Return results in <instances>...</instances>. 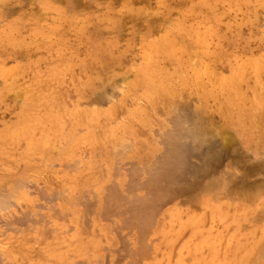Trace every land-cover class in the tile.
Here are the masks:
<instances>
[{
  "label": "rangeland",
  "instance_id": "obj_1",
  "mask_svg": "<svg viewBox=\"0 0 264 264\" xmlns=\"http://www.w3.org/2000/svg\"><path fill=\"white\" fill-rule=\"evenodd\" d=\"M0 13V264H264V0Z\"/></svg>",
  "mask_w": 264,
  "mask_h": 264
},
{
  "label": "bare ground",
  "instance_id": "obj_2",
  "mask_svg": "<svg viewBox=\"0 0 264 264\" xmlns=\"http://www.w3.org/2000/svg\"><path fill=\"white\" fill-rule=\"evenodd\" d=\"M137 1H138V0H137ZM191 1H192V0H190V2H191ZM175 2H176V1H175ZM179 2H180V1H179ZM34 3H35V2H34ZM184 3H186V2H184ZM142 4H143V3H142ZM156 4H157V3H156ZM176 4H177V3H176ZM197 4H198V3H197ZM218 4H219V3H218ZM231 4H232V3H231ZM239 4H240V3H239ZM245 4H246V3H245ZM35 5H36V4H35ZM190 5H191V4H190ZM233 5H234V4H233ZM31 6H32V5H31ZM175 6H176V5H175ZM262 6H263V5H262ZM163 7H164V6H163ZM185 7H186V6H185ZM188 7H189V5H188ZM194 7H195V6H194ZM218 7H219V6H218ZM259 7H260V6H259ZM221 8H222V7H221ZM186 9H187V8H186ZM198 9H199V8H198ZM202 9H203V8H202ZM255 9H256V8H255ZM255 9H254V10H255ZM152 10H153V9H152ZM262 10H263V9H262ZM262 10H261V11H262ZM186 11H187V10H186ZM220 11H221V10H220ZM33 12H34V11H33ZM40 12H41V11H40ZM137 13H138V12H137ZM146 13H147V12H146ZM154 13H156V12H154ZM205 13H206V12H205ZM222 13H223V12H222ZM0 14H1V13H0ZM45 14H47V13H45ZM48 14H49V13H48ZM52 14H53V13H52ZM139 14H141V13H139ZM148 14H149V12H148ZM148 14H146L145 16H147ZM156 14H157V13H156ZM160 14H161V13H160ZM87 15H88V14H87ZM178 15H179V14H178ZM190 15H191V14H190ZM13 16H14V15H13ZM30 16H31V15H30ZM37 16H38V14H37ZM37 16H35V18H36ZM62 17H63V16H62ZM137 17H138V16H137ZM142 17H143V16H142ZM149 17H150V15L147 16V17H145V18H149ZM188 17H189V16H188ZM213 17H214V16H213ZM35 18H34V19H35ZM179 18H180V17H179ZM214 18H215V17H214ZM262 18H263V17H262ZM25 19H26V18H25ZM75 19H76V18H75ZM160 19H162V18H160ZM184 19H185V18H184ZM142 20H143V19H141V21H142ZM220 20H221V19H220ZM7 21H8V20H7ZM28 21H30V17H29V20H28ZM148 21H149V20H147L146 22H148ZM224 21H225V20H224ZM31 22H32V21H31ZM69 22H70V21H69ZM142 22H143V21H142ZM37 23H38V22H37ZM53 23H54V22H53ZM144 23H145V22H144ZM157 23H158V22H157ZM186 23H187V22H186ZM206 23H207V22H206ZM223 23H224V22H223ZM28 24H30V23H28ZM153 24H154V23H153ZM2 25H3V24H2ZM144 25H146V24H144ZM177 25H178V24H177ZM41 26H42V25H41ZM118 26H119V25H118ZM134 26H136V25H134ZM136 27H137V26H136ZM29 28H31V26H30ZM139 28H140V27H138V29H139ZM145 28H146V26H145ZM145 28H144V30H145ZM191 28H192V27H191ZM213 28H214V27H213ZM136 29H137V28H136ZM136 29H135V30H136ZM159 29H160V28H159ZM110 30H111V29H110ZM146 30H147V29H146ZM155 30H156V29H155ZM24 31H25V30H24ZM139 31H140V30H139ZM143 32H144V31H143ZM20 33H21V32H20ZM35 33H36V32H35ZM39 33H40V32H39ZM153 33H154V32H153ZM178 33H179V32H178ZM130 34H131V33H130ZM186 34H187V33H186ZM0 35H1V34H0ZM131 35H132V34H131ZM139 35H140V34H139ZM133 36H134V35H133ZM6 37H7V36H6ZM17 37H18V36H17ZM130 37H131V36H130ZM134 37H135V36H134ZM138 37H139V36H138ZM4 38H5V37H4ZM13 38H14V36H13ZM0 39H1V38H0ZM9 39H10V38H9ZM180 39H181V38H180ZM4 40H6V39H4ZM15 40H16V39H15ZM139 40L141 41V39H139ZM119 41H120V40H119ZM124 41H125V40H124ZM140 41H139V42H140ZM142 41H143V39H142ZM144 41H145V40H144ZM148 41H149V40H148ZM15 42H16V41H15ZM47 42H48V41H47ZM64 42H65V41H64ZM137 42H138V41H137ZM139 42H138V44H139ZM144 43L146 44V42H144ZM153 43H154V40H153ZM6 44H7V42H6ZM110 44H111V43H110ZM141 44H142V43H141ZM149 44H150V43H149ZM158 44H159V43H158ZM177 44H178V43H177ZM40 45H41V44H40ZM147 45H148V44H147ZM150 45H152V44H150ZM150 45H148V46L150 47ZM184 45H185V44H184ZM21 46H22V45H21ZM138 46H139V45H137V47H138ZM211 46H212V45H211ZM10 47H11V46H10ZM27 47H28V46H27ZM144 47H145V46H144ZM146 47H147V46H146ZM173 47H175V46H173ZM196 47H198V45H197ZM202 47H203V46H202ZM25 48H26V47H25ZM47 48H48V47H47ZM130 48H131V47H130ZM135 48H136V47H135ZM141 48H142V46H141ZM150 48H152V47H150ZM162 48H163V47H162ZM165 48H166V47H165ZM180 48H181V47H180ZM207 48H208V47H207ZM21 49H22V48H21ZM28 49H29V47H28ZM28 49H27V50H28ZM32 49H33V48H32ZM119 49H122V47L119 48ZM145 49H146V48H145ZM147 49H148V48H147ZM8 50H9V49H8ZM22 50H23V49H22ZM33 50H34V49H33ZM47 50H48V49H47ZM47 50H46V51H47ZM138 50H141V49H138ZM150 50H152V49H150ZM155 50H156V49H155ZM155 50H154V51H155ZM170 50H171V49H170ZM203 50H204V49H203ZM11 51H12V50H11ZM125 51H126V49H125ZM147 51H148V50H147ZM197 51H198V50H197ZM24 52H25V51H24ZM30 52H31V51H30ZM68 52H69V51H68ZM71 52H72V51H71ZM122 52H123V51H122ZM140 52H141V51H140ZM183 52H184V51H183ZM183 52H182V53H183ZM28 53H29V52H28ZM159 53H160V52H159ZM172 53H173V52H172ZM208 53H209V52H208ZM164 54H166V53H164ZM183 54H184V53H183ZM202 54H203V53H202ZM211 54H212V53H211ZM133 55H135V54H133ZM148 55H149V54H148ZM131 56H132V55H131ZM185 56H186V54H185ZM213 56H214V55H213ZM189 57H190V56H189ZM143 58H144V57H141V60H142ZM186 58H187V57H186ZM186 58H185V59H186ZM193 58H194V57H193ZM255 58H256V57H255ZM131 60H132V59H131ZM144 60H145V59H144ZM187 60H189V59L187 58ZM192 60H193V59H192ZM248 60H249V59H248ZM253 60H254V59H253ZM20 61H21V60H20ZM138 61H139V60H138ZM180 61H183V60L181 59ZM180 61H179V62H180ZM244 61H245V60H244ZM148 62H149V61H148ZM183 62H184V61H183ZM189 62H190V61H189ZM194 62H195V61H194ZM186 63H187V62H186ZM190 63H191V62H190ZM255 63L257 64V60H256ZM255 63H254V64H255ZM259 63H260V62H259ZM131 64H132V63H131ZM145 64H148V63H145ZM183 64H185V63H183ZM203 64H204V63H203ZM207 64L209 65V63H207ZM240 64H243V63L241 62ZM240 64H239V66H240ZM250 64H251V63H249V66H251ZM186 65H187V64H186ZM244 65H246V63H245ZM132 66H133V65H132ZM142 66H143V65H142ZM155 66H156V65H155ZM190 66H192V65H190ZM193 66H194V64H193ZM210 66H211V65H210ZM249 66H248V67H249ZM253 66L256 67V65H253ZM30 67H31V66H30ZM150 67H151V66H150ZM240 67H241V66H240ZM240 67H239V68H240ZM257 67H258V66H257ZM5 68H6V67H5ZM77 68H78V67H77ZM142 68H143V67H142ZM146 68H148V67H146ZM194 68H195V67H194ZM258 68H259V67H258ZM260 68H261V67H260ZM7 69H9V68H7ZM20 69H21V68H20ZM209 69H210V68H209ZM18 70H19V69H18ZM139 70H140V69H139ZM145 70H146V69H145ZM238 70H239V69H238ZM244 70H245V69H244ZM151 71H152V70H151ZM160 71H161V69H160ZM205 71H206V70H205ZM239 71H240V70H239ZM253 71H254V70H253ZM16 72H17V71H16ZM20 72H21V71H20ZM20 72H19V73H20ZM96 72H97V71H96ZM146 72H147V71H146ZM211 72H212V71H211ZM211 72H210V73H211ZM236 72H237V71H236ZM53 73H54V72H53ZM112 73H113V72H112ZM182 73H183V72H182ZM205 73H206V72H205ZM240 73H242V71H241ZM254 73H255V72H254ZM11 74H12V73H11ZM11 74H10V75H11ZM97 74H98V73H97ZM147 74H148V72H147ZM152 74H154V73H152ZM242 74H244V72H243ZM256 74H257V73H256ZM12 75H13V74H12ZM149 75H150V74H149ZM181 75H182V74H181ZM210 75H211V74H210ZM231 75H232V74H231ZM257 75H258V74H257ZM260 75H261V74H260ZM106 76H108V75L106 74ZM116 76H117V75H116ZM129 77H130V76H129ZM256 77H258V76H256ZM106 78H107V77H106ZM109 78H110V77H109ZM127 78H128V76L126 77V81L123 80V81H125V83L127 82ZM171 78H172V77H171ZM185 78H186V77H185ZM185 78H184V79H185ZM124 79H125V77H124ZM132 79H134V78H132ZM195 79H196V78H195ZM109 80H111V79H109ZM197 80L199 81V78H198ZM8 81H9V80H8ZM106 81H107V80H106ZM128 81H129V80H128ZM132 81H133V80H132ZM172 81H173V80H172ZM181 81H182V80H181ZM202 81H203V80H202ZM227 81H229V79H227ZM79 82H80V81H79ZM110 82H111V83L113 84V86H114V82H112V81H110ZM173 82H174V81H173ZM182 82H183V81H182ZM182 82H181V83H182ZM185 82H187V80H186ZM185 82H184V83H185ZM195 82H196V81H195ZM259 82H260V80H259ZM263 82H264V81H263ZM122 83H123V82H122ZM128 83H131V82L129 81ZM141 83H142V82H141ZM198 83H199V82H198ZM225 83H227V82H225ZM248 83H249V82H248ZM261 83H262V82H261ZM108 84H109V83H108ZM117 84H118V83H117ZM182 84H183V83H182ZM182 84H180V85H182ZM196 84H197V83H196ZM246 84H247V82H246ZM11 85H12V84H11ZM129 85H131V84H129ZM137 85H138V84H137ZM165 85H166V84H165ZM178 85H179V84H178ZM197 85H198V84H197ZM197 85H196V86H197ZM200 85H201V84H200ZM247 85H248V84H247ZM3 86H4V85H3ZM113 86H112V87H113ZM123 86H124V85H123ZM126 86H127V84H126ZM196 86H195V87H196ZM198 86H199V85H198ZM230 86H231V85H230ZM236 86H237L238 88H241V87H239V85H236ZM241 86H242V85H241ZM16 87H17V86H16ZM114 87H115V86H114ZM149 87H151V86H149ZM184 87H185V85H184ZM248 87L250 88V86H248ZM251 87H252V86H251ZM262 87H263V85H262ZM18 88H19V87H18ZM20 88H21V87H20ZM122 88H123V87H122ZM136 88H137V87H136ZM232 88H233V90H235L234 88H236V87H232ZM232 88H231V89H232ZM252 88H253V87H252ZM10 89H11V88H10ZM10 89H9V90H10ZM96 89H97V88H96ZM128 89H130V88L128 87ZM128 89H127V90H128ZM132 89H133V87H132ZM137 89H138V88H137ZM200 89H202V88H200ZM246 89H247V88H246ZM246 89H245V90H246ZM11 90H12V89H11ZM11 90H10V91H11ZM125 90H126V89H125ZM125 90L122 89V90H120V91H124V93H125ZM141 90H142V89H141ZM151 90H153V88H152ZM168 90H169V89H168ZM172 90H173V89H171V91H172ZM175 90H176V89H175ZM175 90H174V91H175ZM202 90H203V89H202ZM204 90H205V89H204ZM251 90H252V89H251ZM253 90H254V89H253ZM261 90H262V89H261ZM16 91H17V90H16ZM21 91H22V90H21ZM149 91H150V90H149ZM263 91H264V90H262V92H263ZM7 92H9V91H7ZM11 92H13V91H11ZM22 92H23V91H22ZM128 92H129V90H128ZM132 92H133V91H132ZM132 92H131V94H132ZM142 92H144V90H142ZM180 92H181V90H180ZM200 92H201V91H200ZM222 92H223V91H222ZM225 92H226V90H225ZM228 92H229V91H228ZM228 92H226V93H228ZM254 92H255V91H254ZM18 93H19V92H18ZM20 93H21V92H20ZM28 93H29V92H28ZM124 93H123V94H124ZM134 93H135V92H134ZM134 93H133V94H134ZM136 93H137V92H136ZM147 93H149V92H147ZM172 93L174 94L173 91H172ZM181 93H182V92H181ZM187 93H188V92H187ZM198 93H199V92H198ZM209 93H210V92H209ZM230 93H231V92H230ZM238 93H239V89H238V91H237V94H238ZM241 93H242V92H241ZM255 93H256V92H255ZM22 94H23V93H22ZM127 94H128V93H127ZM144 94L146 95V93H144ZM149 94H151V93H149ZM149 94H148V95H149ZM158 94H159V93H158ZM202 94H203V93H202ZM202 94L200 93V96H202ZM237 94H236V95H237ZM242 94H243V93H242ZM256 94H257V93H256ZM262 94H263V93H261V95H262ZM14 95H15V94H14ZM18 95H19V94H18ZM77 95H78V94H77ZM128 95H129V94H128ZM162 95H163V94H162ZM179 95H180V93H179ZM198 95H199V94H198ZM221 95H222V94H221ZM228 95H230V94H228ZM238 95H239V94H238ZM243 95H244V94H243ZM258 95H260V94L258 93ZM20 96H21V95H20ZM20 96H18V100H19ZM151 96H152V95H151ZM151 96H150V97H151ZM186 96H187V95H186ZM214 96H215V95H214ZM148 97H149V96H148ZM152 97H153V96H152ZM164 97H165V96H164ZM206 97H207V96H206ZM212 97H213V96H212ZM254 97H256V96H254ZM259 97H260V96H259ZM83 98H84V97H83ZM131 98H132V97H131ZM145 98H146V97H145ZM159 98H160V97H158V99H159ZM186 98H187V97H186ZM188 98H189V97H188ZM213 98H214V97H213ZM213 98H212V100H213ZM133 99H134V97H133ZM147 99H148V98H147ZM164 99H165V98H164ZM172 99H173V98H172ZM181 99H182V98H181ZM206 99H207V98H206ZM214 99H216V98H214ZM249 99H250V98H249ZM20 100H21V99H20ZM129 100H130V99H129ZM151 100H153V99L151 98ZM177 100H178V99H177ZM185 100L187 101V99H185ZM188 100H189V99H188ZM78 101H79V100H78ZM132 101H133V100H132ZM132 101H131V102H132ZM162 101H164V100H162ZM170 101H171V100H170ZM172 101H173V100H172ZM22 102H23V101H22ZM129 102H130V101H129ZM159 102H161V100H160ZM167 102H168V100H167ZM232 102H233V101H232ZM126 103H128V102H126ZM140 103H141V102H140ZM162 103H163V102H162ZM170 103H172V102H169L168 104H170ZM175 103H176V101H175ZM207 103H208V102H207ZM108 104H109V103H108ZM112 104H113V103H112ZM130 104H131V103H130ZM168 104H166V105H168ZM114 105H115V104H114ZM122 105H123V104H122ZM152 105H153V104H152ZM172 105H173V104H172ZM175 105L177 106V103H176ZM192 105H193V104H192ZM198 105H199V104H198ZM201 105H202V104H201ZM258 105H259V104H258ZM263 105H264V104H263ZM31 106H32V105H31ZM88 106H89V105H88ZM111 106H112V105H111ZM130 106H131V105H130ZM163 106H164V105H163ZM196 106H197V105H196ZM259 106H260V105H259ZM112 107H113V106H112ZM118 107H119V106H118ZM122 107H123V106H122ZM198 107H199V106H198ZM201 107H202V106H201ZM201 107H200V108H201ZM204 107H205V106H204ZM260 107H261V106H260ZM96 108H97V107H96ZM114 108H115V107H114ZM127 108H129V107H127ZM171 108H172V110H170V111H173V108H174V107H171ZM171 108H170V109H171ZM175 108H176V107H175ZM258 108H259V107H258ZM94 109H95V108H94ZM107 109H108V108H107ZM153 109H154V107H153ZM166 109H167V108H166ZM202 109H204V108L202 107ZM202 109H201V110H202ZM259 109H260V108H259ZM125 110H126V109H125ZM155 110H156V109H155ZM175 110H177V109H175ZM21 111H22V110H21ZM93 111H94V110H93ZM93 111H91V112H93ZM105 111H106V110H105ZM107 111H108V110H107ZM107 111H106V112H107ZM140 111H141V109L139 110V112H140ZM153 111H154V110H153ZM163 111H165V110H163ZM179 111H180V110H179ZM73 112H74V111H73ZM88 112H89V111H88ZM108 112H109V113H112L111 110H109ZM130 112H131V111H130ZM206 112H207V111H206ZM206 112H205V113H206ZM22 113H24V112L22 111ZM76 113H77V112H76ZM76 113H75V114H76ZM95 113H96V112H95ZM167 113H170V112H167ZM171 113H172V112H171ZM171 113H170V114H171ZM175 113H177V112H175ZM175 113H174V111H173V114H175ZM262 113H263V112H262ZM75 114H74V115H75ZM143 114H145V112H144ZM170 114H169V115H170ZM200 114H201V113H200ZM22 115H23V114H22ZM25 115H27V114H25ZM85 115H86V114H85ZM85 115H84V116H85ZM100 115H101V114H100ZM100 115H99V116H100ZM104 115H105V114H104ZM126 115H127V114H126ZM175 115H176V114H175ZM177 115H178V114H177ZM205 115H206V114H205ZM27 116H28V115H27ZM79 116H80V115H78L77 117L75 116V117L78 118ZM86 116H87V115H86ZM94 116H95V115H94ZM96 116H98L97 113H96ZM106 116H107V114H106ZM110 116H111L112 118H114L112 115H109V119H110ZM145 116H147V115H145ZM71 117L73 118V115H71ZM75 117H74V118H75ZM91 117H92V116H91ZM135 117H136V116H135ZM141 117H142V115H141ZM141 117H140V118H141ZM76 118H75V119H76ZM105 118H106V117H105ZM137 118H138V117H137ZM148 118H149V117H148ZM196 118H198V117L196 116ZM78 119H79V118H78ZM82 119H83L84 122H85V119H86V118H82ZM88 119H89V118H88ZM92 119H93V118H91V120H92ZM144 119H145V118H144ZM176 119L178 120V118H176ZM194 119H195V118H194ZM72 120H73V119H72ZM86 120H87V119H86ZM94 120H95V118H94L92 121L95 122ZM150 120H151V118H150ZM150 120H149V121H150ZM190 120H191V119H190ZM43 121H44V120H43ZM87 121H88V120H87ZM112 121H113V119H112ZM119 121H120V120H119ZM138 121H140V120H138ZM142 121H143V119H142ZM142 121H141V122H142ZM146 121H147V123L149 122L148 120H146ZM171 121H172V120H171ZM173 121H174V120H173ZM197 121H199V120H197ZM79 122H80V121H79ZM90 122H91V121H90ZM155 122H156V121H155ZM165 122H166V121H165ZM184 122H185V121H184ZM194 122H195V121H194ZM194 122H193V123H194ZM33 123H34V122H33ZM72 123H73V122H72ZM72 123H71V124H72ZM75 123H76V122H75ZM75 123H74V125H75ZM77 123H78V122H77ZM110 123H111V122H110ZM156 123H157V122H156ZM159 123H160V122H159ZM175 123H176V122H175ZM180 123L182 124V122H180ZM185 123H186V122H185ZM185 123H183V124H185ZM232 123H233V122H232ZM251 123H252V122H251ZM83 124H84V123H83ZM116 124H117V123H116ZM173 124H174V123H173ZM183 124H182V125H183ZM191 124H192V123H191ZM200 124H202V123H200ZM200 124H199V125H200ZM233 124H234V123H233ZM233 124H232V125H233ZM78 125H80V124H78ZM88 125H89V124H88ZM93 125H95V124H93ZM96 125H97V124H96ZM114 125H115V124H114ZM157 125H159V124L157 123ZM162 125H163V124H162ZM177 125H178V124H177ZM86 126H87V125H86ZM146 126H147V125H146ZM155 126H156V125H155ZM170 126H171V125H170ZM185 126H186V125H185ZM185 126H184V127H185ZM205 126H206V125H205ZM115 127H117V126L115 125ZM207 127H209V126H207ZM207 127H205V128H207ZM211 127H212V126H211ZM162 128H163V127H162ZM168 128H169V127H168ZM168 128H167V130H168ZM176 128H177V127H176ZM180 128H181V127H180ZM182 128H183V127H182ZM187 128H189V127H187ZM212 128H213V127H212ZM214 128H215V127H214ZM216 128H218V127H216ZM86 129H87V128H86ZM165 129H166V128H165ZM194 129L196 130V129H198V127H197V128L194 127ZM194 129H192L193 132H194ZM21 130H23V129H21ZM171 130H172V129H171ZM183 130H184V129H183ZM183 130H182V131H183ZM185 130H186V129H185ZM63 131H64V130H63ZM161 131H162V130H161ZM163 131H165V130H163ZM213 131H215V130H213ZM217 131H218V130H217ZM197 132H198V131H197ZM197 132H196V133H197ZM5 133H6V132H5ZM8 133H9V132H8ZM119 133H120V132H119ZM119 133H118V134H119ZM169 133H170V132H169ZM171 133H174V132H171ZM171 133H170V134H171ZM191 133H192V132H191ZM194 133H195V132H194ZM201 133H202V132H201ZM204 133H205V131H204ZM88 134H89V133H88ZM161 134H162V133H160V135H161ZM2 135H4V134H2ZM158 135H159V134H158ZM160 135H159V136H160ZM171 135H172V134H171ZM209 135H210V134H209ZM89 136H90V135H89ZM115 136H116V135H115ZM156 136H157V135H156ZM168 136H169V135H168ZM204 136H205V134H204ZM128 137H129V136H128ZM160 137H161V136H160ZM162 137H163V136H162ZM169 137H170V136H169ZM185 137H186V136H185ZM198 137H199V136H198ZM198 137H197V138H198ZM201 137H202V136H201ZM201 137H200V138H201ZM206 137H207V135H206ZM216 137H218V136H216ZM226 137H227V136H226ZM231 137H232V136H231ZM116 138H117V137H116ZM118 138H119V137H118ZM118 138H117V139H118ZM155 138H156V137H155ZM174 138H175V136H174ZM174 138H173L172 140H174ZM194 138H195V137H194ZM78 139H80V138H78ZM160 139H161V138H160ZM165 139H169V138L166 137ZM165 139H164V140H165ZM187 139H188V138H186V140H187ZM195 139H196V138H195ZM195 139H194V140H195ZM63 140H64V139H63ZM183 140H184V139H183ZM191 140H192V139H191ZM250 140H251V139H250ZM48 141H49V140H48ZM68 141H69V140H68ZM77 142H78V140H77ZM77 142H76V143H77ZM132 142H133V141H132ZM176 142H177V141H176ZM185 142H186V141H185ZM156 143H158V142H156ZM159 143H160V142H159ZM75 145H76V144H75ZM77 145H79V144H77ZM159 145H163V144L160 143ZM159 145H157V146H159ZM169 145H170V144H169ZM130 147H131V146H129V148H130ZM262 147H264V146H262ZM153 148H154V147H153ZM253 148H254V147H253ZM175 149H176V148H175ZM247 149H248V148H247ZM260 149H261V148H260ZM28 150H29V149H28ZM171 151H172V150H171ZM172 152H174V151H172ZM175 152H176V151H175ZM166 153H167V152H166ZM179 153H181V151H180ZM256 153H257V152H256ZM262 153H263V152H262ZM167 154H168V153H167ZM175 154H176V153H175ZM245 154H246V153H245ZM257 154H258V153H257ZM130 155H131V154H130ZM168 155H169V154H168ZM180 155H181V154H180ZM243 155H244V154H243ZM171 156H172V154H171ZM183 156H184V155H183ZM253 157H254V156H253ZM118 158H119V157H118ZM118 158H117V159H118ZM170 158H171V157H170ZM175 158H176V157H175ZM119 159H120V158H119ZM177 159H178V158H176V160H177ZM261 159H262V158H261ZM163 160H164V159H163ZM170 160H171V159H170ZM176 160H175V161H176ZM117 161H119V160H116V162H117ZM152 161H153V160H152ZM167 161H168V160H167ZM249 161H250V160H249ZM159 162H160V161H159ZM164 162H165V161H164ZM153 163H154V162H153ZM160 163H161V162H160ZM162 163H163V162H162ZM247 163H250V162L247 161ZM260 163H261V162H260ZM158 164H159V163H158ZM262 164H264V161H263ZM72 165H73V164H72ZM140 165H141V164H140ZM125 166H126V165H125ZM148 166H149V165H148ZM117 167H118V166H117ZM141 167H142V166H141ZM145 167H146V166H145ZM172 167H173V166H172ZM175 167H176V165H175ZM178 167H179V166H178ZM72 168H73V167H72ZM118 168H119V167H118ZM118 168H117V169H118ZM132 168H133V167H132ZM170 168H171V167H170ZM182 168H183V167H182ZM259 168H260V166H259ZM175 169H176V168H175ZM262 169H263V168H262ZM168 170H170V169H168ZM263 170H264V169H263ZM74 171H75V169H74ZM155 171H156V170H155ZM257 171H258V170H257ZM259 171H260V170H259ZM261 172L264 173L262 170H261ZM107 173H108V171H107ZM117 173H118V172H117ZM177 173H178L177 171H176L175 173L172 172V174H170V173L167 174V173H166V174L164 175L163 178L166 179V180H167V179H168V180H169V179L172 180V179H174V177L177 175ZM133 174H134V173H133ZM142 174H143V173H142ZM153 174H154V173H153ZM116 175H117V174H116ZM143 175H144V174H143ZM145 175H146V174H145ZM155 175H156V174H155ZM152 176H153V175H152ZM109 177H110V176H109ZM116 177H117V176H116ZM142 177H143V176H142ZM150 177H151V176H150ZM141 179H144V177L141 178ZM152 179H153V177H152ZM229 181H230V180H229ZM242 181L244 182V179H243ZM92 182H93V181H92ZM230 182H232V181H230ZM25 183H26V182H25ZM141 183H142V182H141ZM71 184H72V183H71ZM164 184H165V183H164ZM167 184H169V183H167ZM118 185L120 186V183H119ZM240 185H241V184H240ZM232 187H233V186H232ZM115 188H116V187H115ZM263 188H264V187H263ZM14 189H15V188H14ZM119 189H121V188H119ZM119 189H118V190H119ZM120 191H121V190H120ZM120 191H119V192H120ZM137 191H138V190H137ZM260 191H261V190H260ZM86 192H88V191H86ZM86 192H85V193H86ZM115 192H116V191H115ZM258 192H259V190H258ZM126 193H127V192H126ZM253 193H254V192H253ZM255 193H256V192H255ZM255 193H254V194H255ZM257 194H258V193H257ZM257 194H255V195H257ZM8 195H9V194H8ZM258 195H260V194H258ZM258 195H257V196H258ZM119 196H120V195H119ZM252 196H254V195H252ZM127 197H128V196H127ZM147 197H148V196H147ZM131 198H132V197H131ZM246 198H247V196H246ZM250 199H251V197H250ZM253 199H256L255 196L253 197ZM137 200H138V199H137ZM223 200H224V199H223ZM140 201H141V200H140ZM253 201H254V200H253ZM255 201H256V200H255ZM262 201H263V199H262ZM114 202H115V201H114ZM224 202H225V201H224ZM133 203H134V202H133ZM222 203H223V202H222ZM236 203H237V202H236ZM251 203H252V201H251ZM261 203H262V202H261ZM261 203H259V204H261ZM263 203H264V202H263ZM219 204H220V203H219ZM150 205H151V204H150ZM220 206H221V205H220ZM7 208H8V207H7ZM7 210H8V209H7ZM134 212H135V211H134ZM151 212H152V211H151ZM126 213H127V212H126ZM257 214H258V213H257ZM24 215H25V214H24ZM39 216H40V215H39ZM114 216H115V215H114ZM146 218H147V217H146ZM141 220H142V219H141ZM141 225H142V224H141ZM143 225H144V224H143ZM128 226H129V225H128ZM139 226H140V225H139ZM128 231H129V230H128ZM131 231H132V230H131ZM23 234H24V233H23ZM145 240H146V239H145ZM50 244H51V243H50ZM195 255H196V254H195ZM258 255H259V254H258ZM147 257H148V256H147ZM158 261H159V260H158ZM195 262H196V261H195Z\"/></svg>",
  "mask_w": 264,
  "mask_h": 264
}]
</instances>
